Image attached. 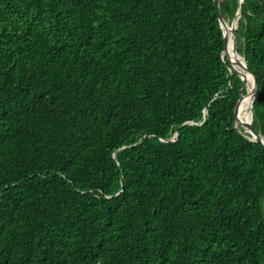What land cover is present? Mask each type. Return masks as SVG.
<instances>
[{"label":"trees","instance_id":"16d2710c","mask_svg":"<svg viewBox=\"0 0 264 264\" xmlns=\"http://www.w3.org/2000/svg\"><path fill=\"white\" fill-rule=\"evenodd\" d=\"M236 34L264 136V0ZM223 49L213 0H0V264H264Z\"/></svg>","mask_w":264,"mask_h":264},{"label":"water","instance_id":"95a60500","mask_svg":"<svg viewBox=\"0 0 264 264\" xmlns=\"http://www.w3.org/2000/svg\"><path fill=\"white\" fill-rule=\"evenodd\" d=\"M242 2H243V0H238V8L235 12V15L232 18V20L230 22H228L222 17V15L220 13L219 0H213L215 12H216V15H217V18H218V21H219V24H220V27L222 30L223 41H224V49L222 52V56H225L226 59L228 60L230 70H233L234 72H236L239 75V77L242 80V86H246V75L245 74H249L252 78V85H251L250 91L247 92V89H246V93L241 94L240 97L238 98L237 102H236V105L234 108L235 127L237 129H239V126L242 127L244 132L249 133L248 138L250 140L257 142L264 149V136L262 134H260L253 127L252 119L250 121H248V120H244L238 116L239 103H240L241 99L243 98V96H245L247 93H249V96H250V106H251V116H252V103H253L254 93H255V89H256L255 75L247 67L246 61H245V58L243 55H241L242 60H239L237 58H232L230 56V53L227 50V46H228L227 29H228V24H229V30H230V33L232 35V45H231L232 51L236 54H240L237 50L236 29L238 27V20L241 16ZM232 64L233 65L237 64L242 69V71L239 70L238 68L233 67ZM176 137H177V132L169 140H174Z\"/></svg>","mask_w":264,"mask_h":264},{"label":"bare ground","instance_id":"6f19581e","mask_svg":"<svg viewBox=\"0 0 264 264\" xmlns=\"http://www.w3.org/2000/svg\"><path fill=\"white\" fill-rule=\"evenodd\" d=\"M227 36H228V46L227 50L230 53V56L232 58H237L239 60H242L241 54H236L232 51V35L229 30V24H228V29H227ZM233 67L238 68L239 70L242 71V69L237 65V64H232ZM246 75V87H247V92L250 91L251 85H252V78L249 74ZM243 101V102H242ZM242 102V103H241ZM241 103V104H240ZM238 106V116L244 120L250 121L252 119L251 116V106H250V96L249 93H247L243 98L241 99Z\"/></svg>","mask_w":264,"mask_h":264}]
</instances>
